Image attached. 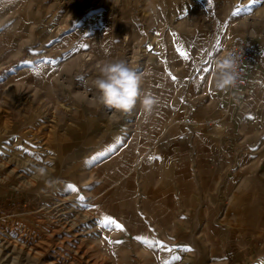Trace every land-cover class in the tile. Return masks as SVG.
Returning a JSON list of instances; mask_svg holds the SVG:
<instances>
[{"label": "rangeland", "instance_id": "rangeland-1", "mask_svg": "<svg viewBox=\"0 0 264 264\" xmlns=\"http://www.w3.org/2000/svg\"><path fill=\"white\" fill-rule=\"evenodd\" d=\"M234 36L257 41L260 63L249 87L220 90ZM105 59L141 74L160 101L150 115L97 102ZM2 161L0 264H264V0H0ZM39 194L92 231L55 226Z\"/></svg>", "mask_w": 264, "mask_h": 264}, {"label": "clouds", "instance_id": "clouds-1", "mask_svg": "<svg viewBox=\"0 0 264 264\" xmlns=\"http://www.w3.org/2000/svg\"><path fill=\"white\" fill-rule=\"evenodd\" d=\"M215 87L226 90L235 87L238 80L237 57L234 51L226 50L214 65ZM92 87L97 91V102L118 114H128L139 104L146 114H151L160 103L154 94L143 92L142 76L123 59H105L97 65ZM42 177H47L44 168L38 169ZM51 186V182L47 181Z\"/></svg>", "mask_w": 264, "mask_h": 264}, {"label": "bare ground", "instance_id": "bare-ground-1", "mask_svg": "<svg viewBox=\"0 0 264 264\" xmlns=\"http://www.w3.org/2000/svg\"><path fill=\"white\" fill-rule=\"evenodd\" d=\"M49 121L51 120L48 118L47 122ZM33 140L34 141L30 142L32 151H34L35 153L33 156L35 158L37 157L42 158L44 161V159L47 157V154H48L44 146V140L38 137H35ZM38 154L42 156H39ZM211 154H212L213 160L217 161V151H212ZM28 163H29V160L27 159L20 162V164H23V165H26ZM0 166L5 168V166H9V163L8 161L6 162L2 161L0 162ZM22 169H19L17 168L16 165H14L10 168L8 172L11 174V178L14 181V184H17L18 186H21V187L24 186V188L30 187L33 184V181L30 178L26 177V172L25 170H22ZM39 195L43 197L38 201V206L41 205L43 209L46 210L45 217L48 216L47 219L51 220V223H53L55 226H58L59 228L64 229L65 231H68L69 233H72V235L76 237L83 235L85 233H89V231H92V228L90 229V224H88V221L91 218H89L88 215L86 213H83V211H81L79 208L77 209L75 207H72L71 205L66 204L67 200L63 199L59 194H56L53 197L51 196L50 197L51 199H48L45 195H42V194H39ZM6 245H7L6 247H10L12 249L15 247V244L11 243L10 241H8Z\"/></svg>", "mask_w": 264, "mask_h": 264}, {"label": "built area", "instance_id": "built-area-1", "mask_svg": "<svg viewBox=\"0 0 264 264\" xmlns=\"http://www.w3.org/2000/svg\"><path fill=\"white\" fill-rule=\"evenodd\" d=\"M226 50L234 51L237 57L238 80L235 87L227 89H244L249 87V71L260 63V47L257 41L244 36H234L221 52V57ZM218 57V58H219Z\"/></svg>", "mask_w": 264, "mask_h": 264}, {"label": "snow or ice", "instance_id": "snow-or-ice-1", "mask_svg": "<svg viewBox=\"0 0 264 264\" xmlns=\"http://www.w3.org/2000/svg\"><path fill=\"white\" fill-rule=\"evenodd\" d=\"M238 11L239 10H237V12H233L232 15L233 16L237 15L238 14ZM178 51H180V55L182 57L187 58V53L185 51H183L182 49H178ZM172 78H173V80H175V77H172ZM37 158H39V157H37ZM157 159H158V157H157ZM68 187L70 189H72L73 191H76L75 186L68 185ZM80 199H83V197H80ZM100 222L101 223H104V224H112V225H115L116 228L123 230L121 225L117 224L115 220H112V219H110L108 217H105ZM137 239H142V238L141 237H137ZM110 243H111V241H110ZM116 243H122V241H117ZM184 250L185 251H192V249L190 247H185ZM173 259L178 261L180 259V257L179 256H175V257H173ZM163 264H169V262L168 261H164Z\"/></svg>", "mask_w": 264, "mask_h": 264}, {"label": "crops", "instance_id": "crops-1", "mask_svg": "<svg viewBox=\"0 0 264 264\" xmlns=\"http://www.w3.org/2000/svg\"><path fill=\"white\" fill-rule=\"evenodd\" d=\"M255 68V67H254ZM254 68H252V69H250V71H249V75H248V78L250 79V77H251V72H252V70L254 69ZM250 82V81H249Z\"/></svg>", "mask_w": 264, "mask_h": 264}]
</instances>
